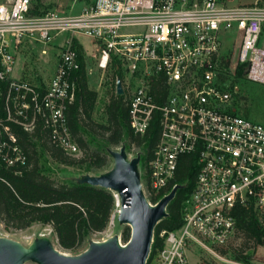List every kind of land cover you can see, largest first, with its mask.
<instances>
[{
  "label": "built area",
  "instance_id": "2783aa9c",
  "mask_svg": "<svg viewBox=\"0 0 264 264\" xmlns=\"http://www.w3.org/2000/svg\"><path fill=\"white\" fill-rule=\"evenodd\" d=\"M79 35L94 46L95 68L86 66L83 52L87 78L115 64L127 74L117 81L134 135L150 138L152 125L158 128L150 154L128 152L129 158L147 156L142 185L150 204L179 186L181 159L196 158L182 225L159 231L164 245L153 260L190 264L187 252L193 245L221 258L219 249L236 233L238 206L252 207L264 224V123L242 114L233 99L240 91L239 67L247 82L264 85V3L94 0L78 14L36 15L32 0L0 2V169L21 175L27 167L19 131L68 157L82 156L67 116L82 67L74 45ZM59 36L53 76L29 78L26 52L42 45L47 56ZM232 38L236 46L226 60ZM119 207L116 202V214Z\"/></svg>",
  "mask_w": 264,
  "mask_h": 264
},
{
  "label": "trees",
  "instance_id": "16d2710c",
  "mask_svg": "<svg viewBox=\"0 0 264 264\" xmlns=\"http://www.w3.org/2000/svg\"><path fill=\"white\" fill-rule=\"evenodd\" d=\"M37 2L33 14H43V0ZM74 45L82 67L77 72L76 100L69 107L67 116L82 156L68 157L60 150L51 148L40 137L34 141L26 133L19 131L20 141L28 153V165L21 175L14 174L11 169H0V218L6 222L7 227L24 229L34 223L51 226L60 246L67 251L75 250L89 234L106 229L116 208V199L111 191L100 187L79 184L76 180L71 183L55 180L52 175L56 170L51 161L65 166L86 165L84 173H89L92 169H102L107 165L111 146L120 145L128 139L131 145L143 146L145 152L150 154L158 137L155 123L150 130V138L134 135L129 127L128 109L120 95H114L105 108L107 124L94 122L97 92L88 86L83 47L77 39L74 40ZM114 70L120 78V64H115ZM237 73L238 82L244 86L247 80L243 78V69L239 67ZM244 115L250 118L249 111ZM97 136L101 137V141H97ZM93 143L97 144L96 151L91 149ZM196 175V158L184 156L179 163L175 180L181 188L168 206L169 216L155 230L148 264H151L158 250L163 248L164 242L158 235L159 231L175 230L182 225V207L194 189ZM235 215L236 234L242 235L245 242L253 241L255 247L263 245L264 224L258 212L252 207L238 206ZM126 240H129L128 236ZM233 253L236 260L249 259V255H244L241 250H234Z\"/></svg>",
  "mask_w": 264,
  "mask_h": 264
},
{
  "label": "rangeland",
  "instance_id": "374dc122",
  "mask_svg": "<svg viewBox=\"0 0 264 264\" xmlns=\"http://www.w3.org/2000/svg\"><path fill=\"white\" fill-rule=\"evenodd\" d=\"M7 0H0V2H4ZM94 0H43V5L41 11L43 13H48L50 11H62L66 14H78L86 7L90 6ZM225 3H229L231 5L240 4V3H253L255 0H223ZM261 1V0H260ZM264 3V0L261 1ZM33 8L38 4L37 0H32ZM232 35H236V32H233ZM81 42L85 45L87 50L91 53L93 47L91 46V39L86 36L79 35L78 36ZM62 41L61 36L57 37L52 44L56 48H60L59 42ZM58 44V45H56ZM236 46L235 41L232 39H228L225 46V59H232V53L234 47ZM42 45H36L35 52H26V58L29 62V68L27 72V76L33 77L36 73L41 75L44 73L47 77H49V72L52 70L51 65H47V59L49 58L51 62H55V54L43 55L41 53ZM85 55L86 66L87 67H96L95 56L93 54ZM50 62V63H51ZM21 67V58H19L18 70ZM16 71V73L18 72ZM41 72V73H39ZM121 77L127 76L125 72H120ZM124 73V75H123ZM44 75V76H45ZM88 86L90 89L97 92V100L95 103V108L93 111V120L98 124H107V114L105 108L107 104H109L111 98L116 93V84H117V75L115 74L114 65L109 67L107 70H95L91 76L88 77ZM239 85V93L235 96L234 102L236 106L239 108V111L242 114H245L246 111L250 112V118L254 119L258 122L264 123V85H260L257 83L245 82V85L238 83ZM97 141H101V137L97 136ZM129 140L126 139L122 144L117 146H111L110 150H119L122 145L127 146V151L130 154H136L139 152H144L145 149L143 146H137L135 144H130ZM91 149L96 151L98 149L97 144H91ZM114 160L112 156L108 155V162L105 167L102 169H92L89 173H84L86 165L83 166H65L59 165L55 162L51 161L55 173L52 175L53 178L59 182H67L71 183L76 178L80 177L83 174H92V175H100L109 171L113 167ZM146 165H147V156L144 154L142 156V160L140 162V171L142 174L143 181L146 180ZM113 196H116V192H112ZM116 199V197H115ZM116 214V208L112 212L111 220L106 227L105 230L101 232H93L89 234L81 245H79L73 251H67L63 249L53 232L51 226H45L41 223H34L28 228L24 229H16L12 226L7 227L6 222L0 218V237H6L13 240H16L22 243L25 246L30 245L35 239L39 237H48L52 240L55 247L65 252L69 255H78L88 249L91 241H103L109 237L118 236L120 242L125 244L128 240H126V236L131 237V227L127 225H121L118 222V216ZM114 221V224L112 225ZM241 250L244 255H249V259L247 261H239L234 258V250ZM222 251L221 258L212 254L206 249L201 248L198 245H193L188 249L187 256L190 264H264V244L255 247L253 241L245 242V239L242 235L234 234L229 243L225 248H220ZM26 264H35L33 262H28ZM151 264H159L155 259L151 262Z\"/></svg>",
  "mask_w": 264,
  "mask_h": 264
},
{
  "label": "water",
  "instance_id": "95a60500",
  "mask_svg": "<svg viewBox=\"0 0 264 264\" xmlns=\"http://www.w3.org/2000/svg\"><path fill=\"white\" fill-rule=\"evenodd\" d=\"M117 94L122 95V82L117 81ZM113 167L100 175L83 174L75 180L116 192L118 222L131 227V237L122 244L118 236L103 241H91L87 250L69 255L58 250L48 237H39L30 245L0 237V264H148L159 223L169 216L168 206L178 190L174 188L158 204L147 200L140 171L141 154L129 158L125 145L119 150H109ZM117 195L120 197L117 200Z\"/></svg>",
  "mask_w": 264,
  "mask_h": 264
},
{
  "label": "crops",
  "instance_id": "0c3cea01",
  "mask_svg": "<svg viewBox=\"0 0 264 264\" xmlns=\"http://www.w3.org/2000/svg\"><path fill=\"white\" fill-rule=\"evenodd\" d=\"M262 1V0H261ZM260 0H255V2H253V3H240V4H235V5H231V4H227L228 6H230V7H234V6H239V5H254V4H257V3H260L261 2ZM77 39L79 40V42H80V44L82 45V47H83V52L86 54V55H90V54H93L94 53V46H93V44H92V42L90 43L91 44V46L93 47V49H92V52L91 53H89L90 51L89 50H87V48L85 47V45L81 42V40L79 39V37H77ZM60 43V42H59ZM52 52H55V48L54 47H52V48H50V50H49V55L50 54H53ZM47 65H51V71L49 72V77H47L44 73H41V72H39V73H41V76H42V78L44 79V80H49L52 76H53V74H54V72H55V69H56V66H57V62L55 61V62H51L50 61V59L48 58L47 60ZM51 62V63H50ZM45 75V76H44ZM89 80V79H88Z\"/></svg>",
  "mask_w": 264,
  "mask_h": 264
},
{
  "label": "bare ground",
  "instance_id": "6f19581e",
  "mask_svg": "<svg viewBox=\"0 0 264 264\" xmlns=\"http://www.w3.org/2000/svg\"><path fill=\"white\" fill-rule=\"evenodd\" d=\"M120 199V197L117 195V200H119ZM114 224V221H113V223H112V225Z\"/></svg>",
  "mask_w": 264,
  "mask_h": 264
}]
</instances>
